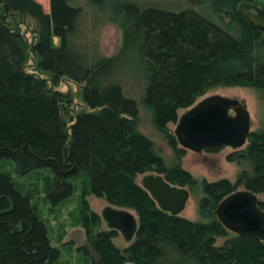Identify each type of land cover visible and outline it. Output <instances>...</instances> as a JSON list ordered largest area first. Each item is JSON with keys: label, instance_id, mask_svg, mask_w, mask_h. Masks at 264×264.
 I'll return each instance as SVG.
<instances>
[{"label": "trees", "instance_id": "1", "mask_svg": "<svg viewBox=\"0 0 264 264\" xmlns=\"http://www.w3.org/2000/svg\"><path fill=\"white\" fill-rule=\"evenodd\" d=\"M70 1L48 0L45 13L35 0H0V160H10L19 174L48 169L55 178L48 192L53 203L70 194L71 178L83 174L90 194L134 211L136 231L122 248L112 242L117 232L100 229V215L87 213L85 227L96 228L85 233L97 254L90 264H264V241L228 231L214 212L238 186L256 197L264 192L263 130H250L245 145L225 155L230 161L246 158L249 173L234 182L201 180L197 211L203 220L161 211L139 183L142 175L159 173L171 185H194L180 166L186 149L173 132L178 110L210 89L250 88L262 97L264 114V32L236 10L241 1L264 9V0H181L187 7L177 10L125 0L115 20L120 45L109 56H89L80 39L74 42L81 9ZM231 26L238 35L229 33ZM118 72L142 83L141 103L173 154L169 166L136 130V102L109 79ZM64 76L77 85L82 108L74 110L71 92L56 88ZM258 205L264 210V201ZM58 255L28 197L0 171V264H54Z\"/></svg>", "mask_w": 264, "mask_h": 264}, {"label": "rangeland", "instance_id": "2", "mask_svg": "<svg viewBox=\"0 0 264 264\" xmlns=\"http://www.w3.org/2000/svg\"><path fill=\"white\" fill-rule=\"evenodd\" d=\"M35 1L41 5L45 13L48 12V0ZM124 1L105 0L101 4L90 3L87 0H71L69 2L71 6H77L81 9V13L75 22V29L78 33L76 36L74 35V42L77 44L80 39V44L86 46L89 56H109L118 49L121 34L115 20L119 16V4ZM142 5L155 6L166 10L187 7L186 3H182L181 0H148ZM206 6L209 10L207 14L210 15L208 17L214 19V16L210 13L211 3L208 4L207 2ZM193 8L199 10L200 7ZM223 20L225 22L226 19ZM20 28L25 38L29 40L30 35L27 31L24 32V26L21 25ZM230 29L228 30L231 35H238L236 27L231 26ZM77 39L78 41H75ZM83 39L88 40L87 43ZM53 42L56 44L57 40L54 38ZM26 69L27 71L31 70L29 60L26 62ZM67 78L63 79L56 88L60 91H70L72 102L75 103L76 107L74 110L80 109L79 107L82 108L83 106L78 98V87ZM109 79L121 86L124 96L132 98L136 102L138 109L135 120L136 130L151 141L153 150L163 160V164L169 166L173 162V154L167 145L165 134L154 128L149 110L141 103L142 83L127 72H118ZM210 94H219L243 102L250 117V130L264 131L263 99L258 93L246 87H224L220 85L207 91L204 96L197 98L195 103ZM185 110L179 109L177 112L178 117ZM168 127L173 129L174 125L171 124ZM230 151L231 149L226 147H221L215 153L204 151L192 153L186 150L180 160V166L192 175L195 183L187 189L189 198L180 213L182 217L195 221L203 220L199 217L197 211L198 199L202 195V179L207 182L226 178L230 182H234L238 174L242 172L249 173L251 164L246 158L237 161L226 159L225 155ZM0 171L9 176L20 193L28 197L29 203L35 209L37 216L43 221L50 244L59 251L54 264H90L92 259L97 258L96 252L89 246L85 237L86 228L92 231L96 228L91 225L85 227L84 217H87V213L90 211L99 214L102 207L109 204L103 198L95 197L88 192L87 179L83 174L71 178L68 181L72 186L70 194L64 199L53 203L48 197V192L53 187L55 178L48 169H34L19 174L15 171L14 164L10 160H0ZM240 189L243 188L238 186L235 190ZM257 198L264 201V192L257 194ZM118 208L128 210L135 215L130 208L120 206ZM100 229H107L104 223L100 225ZM217 241H221V239L218 238ZM112 242L118 248H122L129 243L125 242L118 232Z\"/></svg>", "mask_w": 264, "mask_h": 264}, {"label": "water", "instance_id": "3", "mask_svg": "<svg viewBox=\"0 0 264 264\" xmlns=\"http://www.w3.org/2000/svg\"><path fill=\"white\" fill-rule=\"evenodd\" d=\"M236 10L252 29L264 32L263 8L241 1ZM249 132L250 117L244 103L210 94L178 117L173 133L182 148L200 152L210 146L240 149ZM139 183L157 208L170 215L180 214L189 198L186 188L169 184L159 173L142 175ZM214 212L216 219L228 231L264 241V210L259 207L258 198L252 192L246 189L230 192L218 202ZM99 215L108 230L118 232L125 242L131 241L137 220L130 211L105 205Z\"/></svg>", "mask_w": 264, "mask_h": 264}, {"label": "flooded vegetation", "instance_id": "4", "mask_svg": "<svg viewBox=\"0 0 264 264\" xmlns=\"http://www.w3.org/2000/svg\"><path fill=\"white\" fill-rule=\"evenodd\" d=\"M241 103H243V102H241ZM247 138V137H246ZM246 143V142H245ZM245 145V144H244ZM226 148H228V147H226ZM187 151H189V152H192V153H198V152H194V151H190V150H187Z\"/></svg>", "mask_w": 264, "mask_h": 264}]
</instances>
